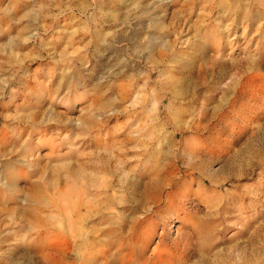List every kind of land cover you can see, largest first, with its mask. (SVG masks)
I'll return each instance as SVG.
<instances>
[{
    "label": "rangeland",
    "instance_id": "374dc122",
    "mask_svg": "<svg viewBox=\"0 0 264 264\" xmlns=\"http://www.w3.org/2000/svg\"><path fill=\"white\" fill-rule=\"evenodd\" d=\"M0 264H264V0H0Z\"/></svg>",
    "mask_w": 264,
    "mask_h": 264
},
{
    "label": "bare ground",
    "instance_id": "6f19581e",
    "mask_svg": "<svg viewBox=\"0 0 264 264\" xmlns=\"http://www.w3.org/2000/svg\"><path fill=\"white\" fill-rule=\"evenodd\" d=\"M237 6H238V3H237ZM159 99L162 102L163 96H160ZM180 132L182 133L183 131H180ZM177 133H178L177 130L174 129L172 132L170 131V134L168 135L166 142H164L162 140L159 142L158 153L160 156L159 157L160 162H159V164H157V166L163 167L166 159H170L171 161H173L175 163L174 165L176 166V162L178 161L179 157L176 154H174L175 153L174 147H175L176 143L180 142V140H181V139H178ZM157 134H159V133H157ZM175 151H176V148H175ZM157 166H156V168H157ZM160 171L161 170L159 169V175H160L159 179H161V175H163L162 172L160 174ZM162 171L164 173L163 169H162ZM180 172L181 171H179L178 167H177V171L172 170L171 173L173 174V176H169L167 178L166 185H168L169 187L174 186L175 181H177L176 179L182 178ZM202 181H204V180L202 179ZM158 183L162 184L164 182H163V180H158Z\"/></svg>",
    "mask_w": 264,
    "mask_h": 264
}]
</instances>
